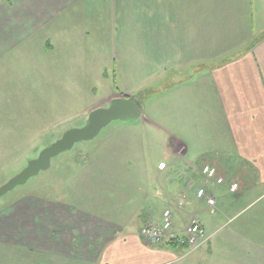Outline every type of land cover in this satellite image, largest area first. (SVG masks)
I'll return each instance as SVG.
<instances>
[{
	"label": "crops",
	"instance_id": "crops-1",
	"mask_svg": "<svg viewBox=\"0 0 264 264\" xmlns=\"http://www.w3.org/2000/svg\"><path fill=\"white\" fill-rule=\"evenodd\" d=\"M3 1L0 47L46 27L59 31L64 12L89 2L7 0L9 9ZM142 1L140 15L137 0H125V13L114 15L111 45L121 56L113 67H135L137 53L145 58L156 51L154 63L146 57L143 66L166 86L159 97L162 121L168 117L169 125L174 109L180 120L177 137L167 143L175 148L172 171L140 193H123L121 209L93 212L21 197L0 209V264H264V0ZM201 122L209 124L206 136L193 132ZM199 140L209 150L190 153ZM206 164L217 166L222 185L204 184L199 169ZM234 182L238 189L229 193ZM201 187L215 200L212 213L196 198ZM166 210L171 229L161 243H147L141 228L160 225ZM191 217L206 233L195 250L185 235Z\"/></svg>",
	"mask_w": 264,
	"mask_h": 264
},
{
	"label": "rangeland",
	"instance_id": "rangeland-1",
	"mask_svg": "<svg viewBox=\"0 0 264 264\" xmlns=\"http://www.w3.org/2000/svg\"><path fill=\"white\" fill-rule=\"evenodd\" d=\"M88 3L64 12L57 22L59 31L56 26L46 27L0 47V187L64 132L83 127L91 110L107 107L119 94H131L143 116L137 121H113L93 139L52 158L48 170L2 196L0 209L23 196L73 203L93 212L121 209L123 193H140V188L155 182L149 180L157 177L162 183L172 171L175 148L167 143L170 136L177 137L180 120L174 109L170 124H166L168 117L162 121L159 97L166 86L160 87L155 75L150 77L152 67L143 66L146 57L154 63L156 51L147 56L144 51L145 58L137 53L135 67H113L114 59L121 56L111 45L114 15L125 13V0ZM2 4L12 8L10 1ZM135 10L138 15L144 11L142 0H137ZM48 43L53 51L47 50ZM151 86L157 88L143 91ZM207 127L201 122L193 132L206 136ZM206 147L208 141L199 140L189 152H207ZM163 163L167 168L159 172ZM150 188L158 189L157 185ZM132 199L142 203L138 197Z\"/></svg>",
	"mask_w": 264,
	"mask_h": 264
},
{
	"label": "water",
	"instance_id": "water-1",
	"mask_svg": "<svg viewBox=\"0 0 264 264\" xmlns=\"http://www.w3.org/2000/svg\"><path fill=\"white\" fill-rule=\"evenodd\" d=\"M142 118L139 104L130 97L120 96L112 98L107 107L91 110L85 125L81 128L70 129L52 145L41 150L38 156L29 161L26 167L15 177L0 187V198L17 186L24 185L30 178L49 169L52 158L60 153L70 150L74 144L89 141L113 121H137Z\"/></svg>",
	"mask_w": 264,
	"mask_h": 264
},
{
	"label": "built area",
	"instance_id": "built-area-1",
	"mask_svg": "<svg viewBox=\"0 0 264 264\" xmlns=\"http://www.w3.org/2000/svg\"><path fill=\"white\" fill-rule=\"evenodd\" d=\"M199 174L201 175L205 185L211 183L214 185H222L224 182L223 178L218 175L217 168L212 165L202 166L199 169ZM237 189L238 185L236 182H234L231 184L228 191L229 193H235ZM196 198L200 200L204 199L211 213L213 212L212 210L215 200L213 197H205V189L203 187L197 189ZM171 227L172 213L170 210H166L162 214L160 225L156 226L151 222H147V224L141 228L140 234L147 243L155 245L161 243ZM185 235L187 239V245L192 250L199 249L206 242V233L200 222L194 217L190 218L185 228Z\"/></svg>",
	"mask_w": 264,
	"mask_h": 264
},
{
	"label": "flooded vegetation",
	"instance_id": "flooded-vegetation-1",
	"mask_svg": "<svg viewBox=\"0 0 264 264\" xmlns=\"http://www.w3.org/2000/svg\"><path fill=\"white\" fill-rule=\"evenodd\" d=\"M108 105V104H107Z\"/></svg>",
	"mask_w": 264,
	"mask_h": 264
}]
</instances>
